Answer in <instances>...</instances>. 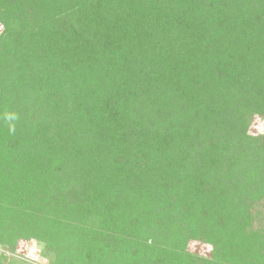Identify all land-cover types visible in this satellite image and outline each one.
<instances>
[{"label":"trees","instance_id":"trees-1","mask_svg":"<svg viewBox=\"0 0 264 264\" xmlns=\"http://www.w3.org/2000/svg\"><path fill=\"white\" fill-rule=\"evenodd\" d=\"M0 21L1 247L264 264V0H0Z\"/></svg>","mask_w":264,"mask_h":264},{"label":"rangeland","instance_id":"rangeland-1","mask_svg":"<svg viewBox=\"0 0 264 264\" xmlns=\"http://www.w3.org/2000/svg\"><path fill=\"white\" fill-rule=\"evenodd\" d=\"M3 30L4 25L0 21V34ZM258 131H264V121L256 118L250 127V132L256 133ZM186 250L196 257H207L210 255L211 247L206 242L194 240L188 242ZM0 254H4L7 259L18 261V264H49L48 258L45 257L40 245L34 239L18 240L14 252L0 246Z\"/></svg>","mask_w":264,"mask_h":264},{"label":"clouds","instance_id":"clouds-1","mask_svg":"<svg viewBox=\"0 0 264 264\" xmlns=\"http://www.w3.org/2000/svg\"><path fill=\"white\" fill-rule=\"evenodd\" d=\"M19 117L16 114H12V113H6L5 115V119L6 121H8V126H9V132L10 133H15V124L13 123L14 120H17Z\"/></svg>","mask_w":264,"mask_h":264}]
</instances>
